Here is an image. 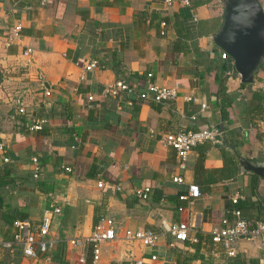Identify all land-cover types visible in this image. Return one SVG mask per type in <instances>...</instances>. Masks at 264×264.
Masks as SVG:
<instances>
[{"label": "crops", "instance_id": "crops-1", "mask_svg": "<svg viewBox=\"0 0 264 264\" xmlns=\"http://www.w3.org/2000/svg\"><path fill=\"white\" fill-rule=\"evenodd\" d=\"M190 4L0 0V264L89 262L90 249H72L66 240L88 234L103 216L114 219L119 233L144 228L159 237L153 246L106 242L101 264H230L235 255L243 264L250 259L264 264V174L244 170L239 162L240 157L264 162V97L257 101L253 95L264 89H252L264 78V58L258 80L243 87L232 59L221 57L212 38L222 25L223 0ZM17 23L19 39L9 42L8 29ZM27 47L33 48L29 57L22 55ZM92 61L98 66L85 69ZM117 79L133 84L136 93L148 79L177 83L180 95L165 104L136 93L104 95L103 88ZM217 84L233 99L228 119L221 117ZM18 102L26 113L47 120L41 130L28 129L30 120L18 112ZM219 124V140L194 146L183 166L162 143L168 132ZM34 155L41 162L38 179L31 177ZM190 184L198 185L200 195L180 199L188 196ZM137 188H149L147 198H138ZM236 194L247 203L242 216L263 229L254 239L237 241L229 256L212 236L222 218L232 221ZM52 207L60 211L51 226L56 242L47 254L28 258L19 246L10 251L1 245L12 239L14 219L35 226ZM179 221L196 224L185 241L167 233Z\"/></svg>", "mask_w": 264, "mask_h": 264}, {"label": "built area", "instance_id": "built-area-1", "mask_svg": "<svg viewBox=\"0 0 264 264\" xmlns=\"http://www.w3.org/2000/svg\"><path fill=\"white\" fill-rule=\"evenodd\" d=\"M191 0H163L166 8L174 5H189ZM42 4H46V0H42ZM21 24L17 23L9 27L7 34V41L12 42L19 39ZM1 36V24H0ZM33 52V48L27 47L23 50L22 55L29 57ZM221 57L226 59L229 55L224 51L221 52ZM96 61L90 62L85 66V69H92L97 67ZM150 73L147 77H150ZM255 81V80H254ZM253 81V82H254ZM252 82V83H253ZM252 89H264V78L258 84H252ZM121 93H136L135 86L126 82L123 79H117L112 84H108L103 88V94L109 96H117ZM45 94H49L45 90ZM180 95V87L177 83L168 85H158L151 80H147L144 88L136 96L142 100L151 99L162 104L175 101ZM186 101H191V95H184ZM89 99L91 97L89 96ZM18 112L28 116L30 123L28 129L30 131L41 130L44 123L47 122L45 118L36 119L31 113L25 112V107L22 102H18ZM202 108L206 107L205 103L201 104ZM194 118V116H193ZM222 135V130L216 126L208 125L196 129H180L176 132H168L162 138V143L173 148L176 156L180 161V165H184V161L188 153L194 146L205 141H218ZM0 149H3V143H0ZM7 157H3L4 162H8ZM31 177L38 179L41 173V162L39 158L34 155L31 157ZM65 170H70V167L65 166ZM173 181L181 182L180 176H174ZM103 181L98 180L97 186L101 187ZM119 189V186H117ZM149 188H137L134 194L141 199L147 198ZM200 195V190L196 184H190L188 188V196L181 195L180 199H192ZM241 194H236L231 197V202L236 203L241 197ZM60 211L59 207L47 208L43 211L40 221L37 225L29 219L16 218L12 221L13 237L9 241L1 242L4 248L12 251L15 246L21 248L22 255L28 258H36L39 254H47L50 248L56 242V239L51 235V226L53 218ZM233 219L230 222L227 218H222V227L212 236L214 242H222L225 246L226 253L229 256L235 254V244L241 239H254L261 235L262 225L260 222H255L254 225L248 222L237 208L231 211ZM192 219V218H191ZM190 219V220H191ZM193 222V221H192ZM192 222H173L167 228V233L173 240L185 241L189 239V230L195 228L196 224ZM159 234L151 229L144 228H125L122 232H118L113 218L108 216L101 217L90 232L83 236L70 237L66 240V244L72 249H90L91 258L89 262H82L81 264H101V246L109 241L115 239H124L126 241H137L143 246H153L158 240ZM195 240V238H193ZM155 259V256H152ZM61 264H69L67 262ZM215 264H223L222 260H218Z\"/></svg>", "mask_w": 264, "mask_h": 264}, {"label": "water", "instance_id": "water-1", "mask_svg": "<svg viewBox=\"0 0 264 264\" xmlns=\"http://www.w3.org/2000/svg\"><path fill=\"white\" fill-rule=\"evenodd\" d=\"M214 44L227 53L243 83H252L264 58V9L259 0H223V21L212 36ZM244 170L260 176L264 162L240 157Z\"/></svg>", "mask_w": 264, "mask_h": 264}, {"label": "trees", "instance_id": "trees-1", "mask_svg": "<svg viewBox=\"0 0 264 264\" xmlns=\"http://www.w3.org/2000/svg\"><path fill=\"white\" fill-rule=\"evenodd\" d=\"M190 5H189V7H190ZM224 67H225V65H223V68ZM213 75H214L213 76L214 80H217L218 79L217 74H213ZM256 79L257 78H255V80ZM241 85L243 87L246 86L245 83H242ZM214 91H215L214 93H215V95L217 97V101H218V106H219V110H220V113H221V117L223 119H228L229 115H230V105H231L233 99L228 94V92H226L225 89L222 86H220L219 84L216 85V88H215ZM259 93L260 92H256V93L253 94L255 99H257V101H260L264 97V90H262L263 95H259ZM218 128L222 130V125L219 124ZM229 161L232 163V159H229ZM254 178H257V177H254ZM255 183H256V180L253 179L252 185H255ZM231 204H232V208L230 209V211H232V209H234V208H237V209H239L241 211V214L243 215V209L246 207L247 203H245L242 199H238L236 203H232L231 202ZM251 222L255 223V221H251ZM234 257L235 258H232V261H231L230 264H243L244 263V260H241L240 256L238 257V256L235 255ZM247 264H262V263H260L259 260H257V259H250Z\"/></svg>", "mask_w": 264, "mask_h": 264}]
</instances>
